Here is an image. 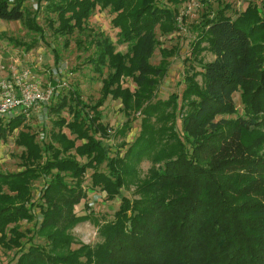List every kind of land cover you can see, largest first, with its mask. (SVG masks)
<instances>
[{
  "label": "trees",
  "instance_id": "obj_1",
  "mask_svg": "<svg viewBox=\"0 0 264 264\" xmlns=\"http://www.w3.org/2000/svg\"><path fill=\"white\" fill-rule=\"evenodd\" d=\"M43 1L41 8L56 15L55 20L48 16L54 31L65 36L85 33L95 10L109 9L119 29L117 43L128 50L117 51L102 32L89 33L96 51L88 61L98 72L109 69L101 97L88 105L73 91L50 106L59 117L52 121L49 141H38L25 115L0 116V140L19 130L15 143L23 148L21 169L0 171V244L21 250L26 233L19 224L36 218L35 210L40 214L35 234L45 241L31 243L14 264H264V0L250 2L235 18L227 13L229 5L203 15L186 59L181 101L176 92L155 99L178 53L175 46L161 47L159 35L178 30L186 0L38 3ZM24 2L0 0V19L25 22L42 35L36 14L30 17ZM159 47L161 60L155 65L151 59ZM204 50L214 60L204 61ZM55 63L60 65L56 52ZM125 78L133 80L134 90L122 85ZM236 92H241L242 114ZM109 96L121 100L127 117L118 134L131 130L132 111L142 115L141 131L122 155L112 156L104 141L109 132L101 107ZM65 108L71 120L61 117ZM146 158L153 166L137 197L122 195ZM89 169L92 188L109 199L121 196V202L113 220L99 227L101 242L72 249L70 230L88 219L75 207L88 196ZM38 180L44 185L35 201Z\"/></svg>",
  "mask_w": 264,
  "mask_h": 264
},
{
  "label": "rangeland",
  "instance_id": "obj_2",
  "mask_svg": "<svg viewBox=\"0 0 264 264\" xmlns=\"http://www.w3.org/2000/svg\"><path fill=\"white\" fill-rule=\"evenodd\" d=\"M261 0H186L180 9L182 19H178V30L171 35L160 36L161 47L178 48V53L171 58L169 71L157 89L156 99L165 100L170 94L176 92L181 95L186 87L185 74L188 70L189 63L186 59L191 58L192 43L196 39L199 24L204 18V14L212 15L219 8L230 6L227 11L228 15L235 18L239 12L245 10L250 2L260 3ZM43 2L38 0H25L24 6L32 17L36 14V20L43 29V34L31 30L25 22L7 21L0 19V75L5 77L11 74L14 69L31 68L33 72L42 79L43 88L47 95V100L34 107L27 116V125L30 131L37 135L38 141L43 142L50 140V130L53 127L52 121L59 116L51 112L48 108L54 105L64 95H69L77 91L81 101L88 105H93L101 97V88L103 79L107 77L109 69L103 67L100 72L96 71L93 64L88 58L94 56L96 47L91 41L90 32H102L108 36L116 45L117 51L127 52V45L118 44L119 29L112 25L114 15L109 9L95 10L93 15L86 22V31L80 32L75 30L71 35L65 36L57 34L54 31L55 25L50 23V18L55 20V14H48L41 6ZM189 7H191L189 9ZM38 9L40 11H38ZM50 16V18H48ZM203 47L208 43L204 42ZM157 48L152 64H158L161 60L160 48ZM55 52L59 54L60 65L55 63ZM204 61H212L215 56L208 50L201 53ZM190 60V59H189ZM17 67V68H14ZM197 70L201 67L196 64ZM201 80V76H198ZM124 87L134 90L135 83L130 78L122 80ZM237 109L240 114L243 113L241 92L234 94ZM102 122L108 126L111 132L104 139L109 148V153L115 155L117 151L121 155L131 145L141 131L142 115L140 112L132 111V128L126 136L118 134L127 117L123 110L120 99H113L109 96L105 104L101 107ZM61 117L68 120L72 115L68 108L61 112ZM177 129L182 133V117L177 118ZM29 130V129H28ZM64 131L70 136V132L64 128ZM19 130L10 135L6 141L0 140V171L15 172L21 168V154L23 148L15 143V137ZM86 162V158H80ZM153 166L152 161L144 159L138 166V173L133 178H128L126 186L121 189V193L131 199L137 197L136 189L138 185L147 178L150 168ZM102 170H106L105 164ZM93 170L89 169L85 176L84 187L88 191V196L75 207L78 215L86 214L88 219L75 225L71 230L74 242L71 244L72 249L78 248L82 243L95 245L103 240L99 234V227L111 221L114 213L119 207L121 196L109 199L106 192L100 189L92 188L91 174ZM43 180H38L33 185L34 200L40 199L39 195L42 189ZM36 218L20 222V230L26 233L23 239V248L6 249L0 244V264H14L17 261L21 251L28 249L31 243L45 244L44 239L36 235L38 229L40 214L37 210Z\"/></svg>",
  "mask_w": 264,
  "mask_h": 264
},
{
  "label": "built area",
  "instance_id": "obj_3",
  "mask_svg": "<svg viewBox=\"0 0 264 264\" xmlns=\"http://www.w3.org/2000/svg\"><path fill=\"white\" fill-rule=\"evenodd\" d=\"M182 18L180 13L178 19ZM46 100L42 79L31 68L14 69L5 77L0 75V116L27 117L34 107Z\"/></svg>",
  "mask_w": 264,
  "mask_h": 264
},
{
  "label": "crops",
  "instance_id": "obj_4",
  "mask_svg": "<svg viewBox=\"0 0 264 264\" xmlns=\"http://www.w3.org/2000/svg\"><path fill=\"white\" fill-rule=\"evenodd\" d=\"M83 215H85V214H83Z\"/></svg>",
  "mask_w": 264,
  "mask_h": 264
}]
</instances>
